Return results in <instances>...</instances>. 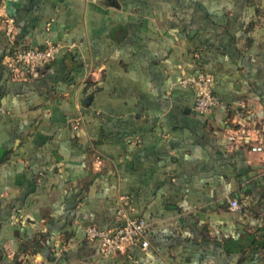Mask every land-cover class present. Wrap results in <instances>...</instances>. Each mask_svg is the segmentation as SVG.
I'll return each instance as SVG.
<instances>
[{
	"label": "crops",
	"instance_id": "0c3cea01",
	"mask_svg": "<svg viewBox=\"0 0 264 264\" xmlns=\"http://www.w3.org/2000/svg\"><path fill=\"white\" fill-rule=\"evenodd\" d=\"M6 18L15 45L73 46L13 80ZM199 71L208 114L179 84ZM260 142L264 0H0V264H264ZM120 209L148 247L103 256L86 228Z\"/></svg>",
	"mask_w": 264,
	"mask_h": 264
},
{
	"label": "built area",
	"instance_id": "2783aa9c",
	"mask_svg": "<svg viewBox=\"0 0 264 264\" xmlns=\"http://www.w3.org/2000/svg\"><path fill=\"white\" fill-rule=\"evenodd\" d=\"M5 33L12 37L15 32L13 19H5ZM73 45H63L59 43L48 44L43 49L18 50L7 58V61L18 69L33 71L36 67L52 61L63 48H71ZM179 84L182 86H192L195 92L194 110L200 114H208L220 105L219 100L214 95V77L207 72L199 71L192 76L183 77ZM251 151L264 155V144L258 143L251 147ZM264 159V156H263ZM231 210L238 209L235 199L228 200ZM119 216L122 217L120 226L113 232L108 233L95 227L86 228V238L99 242V252L103 256H114L125 252L127 249L138 246L141 249L148 247L145 239L147 224L140 218H128L120 209Z\"/></svg>",
	"mask_w": 264,
	"mask_h": 264
},
{
	"label": "trees",
	"instance_id": "16d2710c",
	"mask_svg": "<svg viewBox=\"0 0 264 264\" xmlns=\"http://www.w3.org/2000/svg\"><path fill=\"white\" fill-rule=\"evenodd\" d=\"M8 38L10 40L11 37H8ZM12 38H13V35H12ZM45 46L42 47V48L22 47V46L15 45L14 42H12L10 40V49H9L7 55L5 56V60H4L2 66H3V68L6 69L7 72H9L10 74L12 73L11 75H14L13 80H19L20 78H21L20 80H22V78L24 76H25V80H26V79H28L32 75V73H34V71L37 68H39V67H45V66L51 64L54 59L52 61H50L49 63H47V64H44V65H41V66L36 67L33 71H29V70H27L25 68L24 69H18L16 66L11 65L7 61V58L10 57V56H12L14 54V52H16L18 50L43 49V48H45ZM17 74H23V76L20 77ZM1 159H0V161H1ZM260 176H261V179L264 180V171L260 174ZM248 192H249L248 187H246V188L243 187L242 190H241V192L239 191V192L235 193L234 195L237 197V200L236 201L238 203V209L237 210H231L230 208H228V209H230L228 211L229 212H241V214H243L245 212H247V213L253 212L252 208H250L249 205H246V204L243 203V199L242 198H243L244 195L248 194ZM243 239H244V243L249 246V251L252 250V249H254L256 251H260V250L264 251V235H259V234L254 235L253 232H252L251 234L244 235V238Z\"/></svg>",
	"mask_w": 264,
	"mask_h": 264
}]
</instances>
